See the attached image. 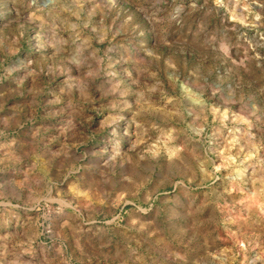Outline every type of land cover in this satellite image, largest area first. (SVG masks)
I'll return each instance as SVG.
<instances>
[{"label": "clouds", "instance_id": "1", "mask_svg": "<svg viewBox=\"0 0 264 264\" xmlns=\"http://www.w3.org/2000/svg\"><path fill=\"white\" fill-rule=\"evenodd\" d=\"M0 264H264V0H0Z\"/></svg>", "mask_w": 264, "mask_h": 264}, {"label": "rangeland", "instance_id": "2", "mask_svg": "<svg viewBox=\"0 0 264 264\" xmlns=\"http://www.w3.org/2000/svg\"><path fill=\"white\" fill-rule=\"evenodd\" d=\"M201 3H203V0H200ZM90 164L95 163L94 160L91 158L88 161ZM188 200L185 198L183 193H177L174 197V203L173 204H165L162 205L163 208L169 209V208H175L176 210L180 211L181 213L184 212V210L187 208Z\"/></svg>", "mask_w": 264, "mask_h": 264}]
</instances>
